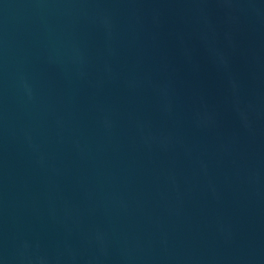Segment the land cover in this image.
Instances as JSON below:
<instances>
[{
  "label": "water",
  "instance_id": "obj_1",
  "mask_svg": "<svg viewBox=\"0 0 264 264\" xmlns=\"http://www.w3.org/2000/svg\"><path fill=\"white\" fill-rule=\"evenodd\" d=\"M0 264H264V0H0Z\"/></svg>",
  "mask_w": 264,
  "mask_h": 264
}]
</instances>
